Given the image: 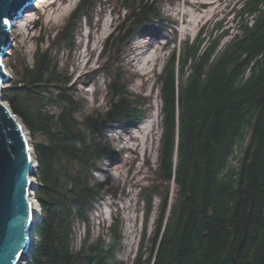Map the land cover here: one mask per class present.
<instances>
[{
    "label": "trees",
    "instance_id": "16d2710c",
    "mask_svg": "<svg viewBox=\"0 0 264 264\" xmlns=\"http://www.w3.org/2000/svg\"><path fill=\"white\" fill-rule=\"evenodd\" d=\"M119 1L120 21L102 51L107 62L88 80H105L104 114L84 112L69 58L83 23L91 25L106 0H79L32 64L14 61L16 77L3 93L31 136L42 137L34 151L43 221L32 264H264V0H244L233 16L239 33L227 43L230 31L218 25L179 46L163 5L182 0ZM168 29L167 46H175L155 85L158 158L155 166L147 161L153 179L140 187L143 234L126 261L119 217L107 239H93L92 214L109 192L95 174L125 156L105 132L135 129L153 108L151 97L131 91L135 74L120 61L124 50L139 35L158 38ZM76 224L86 227L78 250Z\"/></svg>",
    "mask_w": 264,
    "mask_h": 264
},
{
    "label": "rangeland",
    "instance_id": "374dc122",
    "mask_svg": "<svg viewBox=\"0 0 264 264\" xmlns=\"http://www.w3.org/2000/svg\"><path fill=\"white\" fill-rule=\"evenodd\" d=\"M52 1L46 0L45 4L36 5L35 10L31 9L34 16L26 20L21 29L12 32V40L15 37L17 41L16 44L12 43L13 48L4 60L10 75L6 88L13 84L16 77L14 61L21 59L32 64L36 52L48 48V39L64 27L79 2V0H56L55 4L51 5ZM243 3L244 0H182L176 4L165 3L163 13L169 25L173 24L178 32V46L187 38H196L202 28L208 31V38L212 29L218 25L230 31V35L223 39L222 44H225L239 33V27L233 16ZM67 5H71V9L63 16L62 9ZM120 11L119 0H106V5L97 9V16L92 20L91 25L83 23L77 34V49L69 58L73 83L77 85V95L85 101L86 114L93 112L104 114L107 110L105 80L98 78L96 82L91 83L88 80L94 77V72L100 65L107 62V57L103 56L102 51L120 21ZM167 37L173 40L172 30L168 29L166 34L158 38L142 34L124 50L120 61L125 64L128 71L135 74L134 79L131 80V91L136 95L151 97L153 100V108L143 122L149 125L151 130L146 138H139L135 134V129L140 128L143 123L129 132L124 131L119 125L109 128L105 132V140L112 147L124 152L125 156L116 166L110 167L105 162L104 172L95 174L96 181L104 184L109 192L105 199L96 205V210L92 214L93 239H97L99 235L107 239L112 221L119 217L123 221L125 238L123 256L126 261L134 258L143 234L144 204L140 198V187L148 186L153 179L147 161L150 160L155 166L158 158L161 102L155 90L156 77L175 46L174 43L167 46ZM147 54L156 59L142 69L141 64ZM60 57L63 60L68 59L67 54H60ZM4 103L11 107L9 102L4 101ZM58 110L57 107H53L51 111L58 112ZM28 133L33 147L36 141L42 140L41 136L32 137L29 131ZM154 220L153 216L149 222L150 231L153 230ZM75 228L78 241L84 239L85 224H76Z\"/></svg>",
    "mask_w": 264,
    "mask_h": 264
},
{
    "label": "water",
    "instance_id": "95a60500",
    "mask_svg": "<svg viewBox=\"0 0 264 264\" xmlns=\"http://www.w3.org/2000/svg\"><path fill=\"white\" fill-rule=\"evenodd\" d=\"M37 0H0V264H21L25 255L32 256L37 246L41 218L34 224L33 199L39 165L28 129L10 106L3 93L10 75L4 64L12 47L14 23L31 12ZM36 164L38 172H35ZM33 193V194H32ZM37 200V199H36Z\"/></svg>",
    "mask_w": 264,
    "mask_h": 264
},
{
    "label": "bare ground",
    "instance_id": "6f19581e",
    "mask_svg": "<svg viewBox=\"0 0 264 264\" xmlns=\"http://www.w3.org/2000/svg\"><path fill=\"white\" fill-rule=\"evenodd\" d=\"M37 2V4H36ZM34 5H33V8H36V5H42V4H45L46 3V0H37ZM56 2V0H53L51 2V5H54ZM35 6V7H34ZM71 9V5H67L65 6L63 9H62V14L61 15H66L69 10ZM34 16V12H29L26 16L24 15V17H21L20 19H18L15 23H14V26H13V30L12 32H16L19 28L21 29L22 26L24 25V22L30 18H32ZM16 38L14 37L12 42L13 44H16ZM154 59H156L154 56H149L147 54V57L143 59V62L141 64V68L144 69L146 68L147 64L150 62V61H153ZM151 125H152V122H151ZM149 126V125H148ZM146 125V123H143L140 128H137L135 129V134L137 137L139 138H146L148 132H150L151 128L148 127ZM38 171V166L36 164V168H35V172L37 173ZM33 182L35 183V187L34 189L36 188V182L35 180L33 179ZM33 194V193H32ZM34 203H33V214H34V224L35 223H38V221L40 220L41 218V215H40V203L36 200V198L33 199ZM42 208V207H41ZM21 264H30V256L29 255H25L23 257V260L21 261Z\"/></svg>",
    "mask_w": 264,
    "mask_h": 264
},
{
    "label": "built area",
    "instance_id": "2783aa9c",
    "mask_svg": "<svg viewBox=\"0 0 264 264\" xmlns=\"http://www.w3.org/2000/svg\"><path fill=\"white\" fill-rule=\"evenodd\" d=\"M32 148L34 149L33 145H32ZM34 152H35V151H34ZM34 179H35V182H36V186H37V188H38V183H37V179H38V177H34ZM35 195H36V194H34V198H36ZM82 241H83V239H80V240L78 241V237H77V238H76V241H75V244H74V249H76V250L80 249L81 244H82Z\"/></svg>",
    "mask_w": 264,
    "mask_h": 264
},
{
    "label": "snow or ice",
    "instance_id": "6c2138e0",
    "mask_svg": "<svg viewBox=\"0 0 264 264\" xmlns=\"http://www.w3.org/2000/svg\"><path fill=\"white\" fill-rule=\"evenodd\" d=\"M0 23L7 25L9 23V21L7 19H4V20L0 21Z\"/></svg>",
    "mask_w": 264,
    "mask_h": 264
}]
</instances>
